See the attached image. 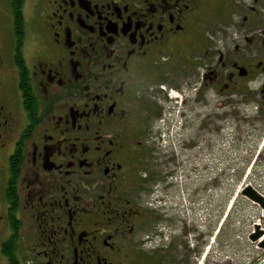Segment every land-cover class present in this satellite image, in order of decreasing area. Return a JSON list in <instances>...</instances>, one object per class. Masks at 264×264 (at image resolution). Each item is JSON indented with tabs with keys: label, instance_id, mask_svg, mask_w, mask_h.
Wrapping results in <instances>:
<instances>
[{
	"label": "flooded vegetation",
	"instance_id": "flooded-vegetation-1",
	"mask_svg": "<svg viewBox=\"0 0 264 264\" xmlns=\"http://www.w3.org/2000/svg\"><path fill=\"white\" fill-rule=\"evenodd\" d=\"M201 95L235 121L195 128ZM252 130L264 144V0H0V264H264V190L245 184L223 244L231 213L194 221L187 185Z\"/></svg>",
	"mask_w": 264,
	"mask_h": 264
},
{
	"label": "rangeland",
	"instance_id": "rangeland-1",
	"mask_svg": "<svg viewBox=\"0 0 264 264\" xmlns=\"http://www.w3.org/2000/svg\"><path fill=\"white\" fill-rule=\"evenodd\" d=\"M7 10H10L9 3L6 4ZM201 53V52H200ZM178 59L179 57H175L172 61L171 65L175 68V66L179 65ZM203 96H200V106L196 107L198 113H194L193 123L194 127H198L196 124L200 122H208V116H205V113L209 111L215 112V120L216 123L229 122L228 127L230 126V122L235 121V117L232 115L226 119L223 113L222 108L218 104V98L208 97L207 100L202 99ZM208 102V104H207ZM213 107V109H212ZM212 109V110H211ZM178 113L176 120L172 123L171 121L161 122V127L166 129V138L167 137H176L180 138V128H182V124L187 126L186 117L181 115V109L176 111L175 115ZM182 121V123H181ZM164 123V124H163ZM224 127V126H223ZM225 131L227 129L225 128ZM222 132L226 134V132ZM186 133V131H185ZM254 131H250L249 137L247 138L245 144H235V142H230L229 137L225 135V137L217 136L214 142V151L213 156L207 157V155L202 156L198 165L200 174L199 177H196V173L194 170L190 169V173L187 179V185L189 187L199 186V210L197 211V215L194 216V221H198L199 224H206L208 218L212 213H215V219L217 220V227L219 222L226 217V212L231 213V219L226 223V230L222 231L219 234L218 238L224 244L227 241L228 236H231L233 228L239 227V223H243V218L245 213L240 207L237 205L239 203H243L249 209L248 200L244 199L242 195V188L248 181H251L253 185L264 190V160L259 162L260 165L254 164V169L252 167L248 168L249 173L248 177L244 178L243 174L239 172V168H241V159L246 155H252V161L254 157L258 154L261 155L264 152V144L260 139L258 142H255L253 134ZM262 143V146L260 147ZM251 145H255L251 146ZM251 148V149H250ZM257 158L255 161L257 162ZM255 162V163H256ZM230 166L232 169L231 175L229 176L227 172H225L224 166ZM251 170L252 174L251 175ZM232 204V206L228 210V205ZM244 208V207H243ZM247 208H244L247 211ZM196 212V211H195ZM257 216L261 213L260 209H256ZM227 218V217H226ZM264 220V216L262 217ZM249 222V221H248ZM252 218L249 222V230L252 228ZM225 224V223H224ZM244 230H240L235 233L241 236L242 240L245 242L246 238L244 235ZM234 236V234H233ZM249 245L252 246L251 243ZM248 263H251L250 258H247Z\"/></svg>",
	"mask_w": 264,
	"mask_h": 264
},
{
	"label": "water",
	"instance_id": "water-1",
	"mask_svg": "<svg viewBox=\"0 0 264 264\" xmlns=\"http://www.w3.org/2000/svg\"><path fill=\"white\" fill-rule=\"evenodd\" d=\"M249 195H251L252 197H254V199H256V201H258V202L263 203V201H264V199L262 197H260L259 195L258 196L255 195V194H249Z\"/></svg>",
	"mask_w": 264,
	"mask_h": 264
},
{
	"label": "trees",
	"instance_id": "trees-1",
	"mask_svg": "<svg viewBox=\"0 0 264 264\" xmlns=\"http://www.w3.org/2000/svg\"><path fill=\"white\" fill-rule=\"evenodd\" d=\"M15 7H16V4H13V9H15Z\"/></svg>",
	"mask_w": 264,
	"mask_h": 264
}]
</instances>
